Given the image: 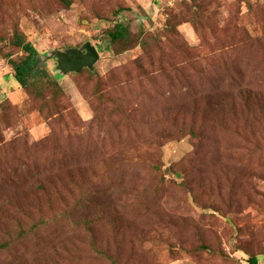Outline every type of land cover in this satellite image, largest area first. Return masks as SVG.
Returning a JSON list of instances; mask_svg holds the SVG:
<instances>
[{
	"label": "rangeland",
	"instance_id": "rangeland-1",
	"mask_svg": "<svg viewBox=\"0 0 264 264\" xmlns=\"http://www.w3.org/2000/svg\"><path fill=\"white\" fill-rule=\"evenodd\" d=\"M70 1L0 0V264H264V0Z\"/></svg>",
	"mask_w": 264,
	"mask_h": 264
},
{
	"label": "trees",
	"instance_id": "trees-1",
	"mask_svg": "<svg viewBox=\"0 0 264 264\" xmlns=\"http://www.w3.org/2000/svg\"><path fill=\"white\" fill-rule=\"evenodd\" d=\"M67 6L71 5L70 0H65ZM130 33L127 25L117 23L113 30L109 31V38L115 42L120 39H126ZM12 43L19 47L24 55L19 61H12L14 67L13 77L24 88H32L33 93L37 96H42L45 86H51L54 92L61 90L55 75H51L45 67L39 68V51L35 44L28 40L26 36L16 30L13 36ZM39 55V56H38ZM39 60H36V59ZM3 243H0V247ZM250 264H258V258L253 256L249 259Z\"/></svg>",
	"mask_w": 264,
	"mask_h": 264
},
{
	"label": "water",
	"instance_id": "water-1",
	"mask_svg": "<svg viewBox=\"0 0 264 264\" xmlns=\"http://www.w3.org/2000/svg\"><path fill=\"white\" fill-rule=\"evenodd\" d=\"M99 56L98 48L91 41H86L81 47L51 51L45 58H56V69L62 75H67L71 72L78 73L84 68L94 69Z\"/></svg>",
	"mask_w": 264,
	"mask_h": 264
}]
</instances>
